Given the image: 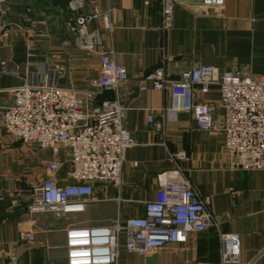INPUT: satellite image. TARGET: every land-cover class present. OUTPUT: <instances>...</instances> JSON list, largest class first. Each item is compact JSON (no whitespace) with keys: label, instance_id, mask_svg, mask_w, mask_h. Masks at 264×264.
I'll use <instances>...</instances> for the list:
<instances>
[{"label":"crops","instance_id":"1","mask_svg":"<svg viewBox=\"0 0 264 264\" xmlns=\"http://www.w3.org/2000/svg\"><path fill=\"white\" fill-rule=\"evenodd\" d=\"M69 1H12L36 27L21 24L0 36V61L7 60L15 72L0 71V113L13 104V89L28 83V74L36 68L64 66L62 73L55 72L57 86L77 90L81 96L95 90L92 82L101 75L99 55L90 58L67 52L65 56L48 23L54 13L63 14ZM91 5L110 11L112 28L103 32L102 49L113 51L115 60L128 69V80L120 84L116 98L125 108L124 124L136 144L126 152L121 186L109 181L95 183L94 201L84 212L64 219L47 213L30 215L28 205L34 186L47 175L48 160H64L52 177L59 184L72 182L67 177L69 151L63 148L55 155L51 149L26 144L0 129V264L65 263L67 226L108 224L117 218L124 221L143 215L145 201L157 196V175L175 167L185 172L202 196H211L210 210L219 222V231L210 227L190 232L185 242L148 255L126 254L125 259L141 264H220L219 233H237L241 264L253 260L264 264V172L232 169L223 131L199 129L169 88L154 90L148 79L160 67L168 78L178 79L182 70L198 63L217 66L220 72L240 69L249 75L264 74V0H225L214 7L177 0L175 25L166 32L161 28L160 0H88L85 9ZM29 42L35 46V67L27 65ZM95 92L93 99L85 100L88 111L100 106L96 95L102 91ZM196 99L212 104L214 118L222 126L219 87L212 86L206 94L196 89ZM150 114L154 124L148 122ZM179 152L185 157L178 158ZM230 188L238 191L236 197ZM22 232H34V239L22 238Z\"/></svg>","mask_w":264,"mask_h":264},{"label":"built area","instance_id":"2","mask_svg":"<svg viewBox=\"0 0 264 264\" xmlns=\"http://www.w3.org/2000/svg\"><path fill=\"white\" fill-rule=\"evenodd\" d=\"M7 0H0L1 6ZM198 1L204 7L222 6L225 0ZM177 0H161L162 30L174 27ZM88 0H70L62 13H67L65 26L77 38L79 46L98 54L101 75L92 82L95 90L81 96L54 83L55 72L64 66L37 69L28 74L29 81L13 89V104L0 113V129L29 145L51 149L58 155L69 151L71 168L67 177L72 182L59 184L52 173L59 171L64 160L53 158L45 163L46 177L36 184L28 212L51 214L71 219L94 201L95 183L113 182L121 186L122 168L128 148L135 138L124 124L125 108L116 98L103 102L94 111L85 109V100L93 99L96 90L112 89L117 94L128 80V69L118 63L113 51L102 49L103 30L111 29L110 11L96 5L86 10ZM2 21L0 19V25ZM28 56H34L32 43ZM0 71L13 75L7 60L0 61ZM154 90L169 88L180 108L191 113L201 130H222L225 149L232 169L264 172V74L249 75L240 69L220 72L217 66L198 63L184 69L178 79L167 77L163 67L148 75ZM218 86L221 93L223 125L213 115L210 103L196 99ZM148 122L154 124L152 114ZM158 128L161 123H155ZM178 158L185 153L179 152ZM137 165V162H131ZM159 189L154 200L145 201L141 216L119 218L108 224H70L66 227L65 264H141L123 260L126 254L148 255L169 244L185 242L190 232L210 227L219 231V222L210 210L212 198L202 196L180 167L157 175ZM233 196L238 191L230 188ZM32 237V234H28ZM220 264H241V240L237 233H219ZM125 258V257H124ZM254 260L247 264H254Z\"/></svg>","mask_w":264,"mask_h":264},{"label":"rangeland","instance_id":"3","mask_svg":"<svg viewBox=\"0 0 264 264\" xmlns=\"http://www.w3.org/2000/svg\"><path fill=\"white\" fill-rule=\"evenodd\" d=\"M12 1L13 0H7L1 6L0 19L2 21V23H1L2 25H0V36L8 35V31L11 28L12 29L14 28L13 30H17L19 28V26H21V24H23V25L26 24L27 27H31L32 29L36 27L35 26L36 24L34 25V23H35L34 20L27 17L26 15L24 16V14L22 15L21 13H19L17 11V9H18L17 4L18 3L16 5H12ZM160 3H161V0H160ZM161 10H162V6H161ZM53 15L54 16H52L48 20V23L52 24V29L51 28L50 29L53 31L56 38L58 39L59 50L63 52V53L62 52L61 53L66 56L67 52H70V54H72L73 52H76L77 54H84V55H86V57L91 58L94 55V53H91V52H88V51L82 49L78 44L77 38L75 36H73L68 31L67 27L65 26V20L67 17V13L65 12V14L63 13L62 15H57L56 13H54ZM63 16H64V18H63ZM174 25H175V23H174ZM104 30H103V32H104ZM166 31L167 30H165L164 32H166ZM33 34H34V31L32 30V36H33ZM102 36H103V33H102ZM53 47H55V46H53ZM26 50H27L26 51L27 52V65L35 67V62L33 60L34 57L36 56L34 44L32 43V51L35 54L34 56H32V57L28 56V45L26 46ZM46 69H51V68H46ZM32 72H37V68L34 69V71H32ZM60 77H61V75H60ZM220 95H221V93H220ZM31 202L29 203V205L31 204ZM29 205H28V209H29ZM28 234H32V237L28 236ZM21 236L24 239H31L32 240V239H34V232H22ZM66 258H67V252H66ZM123 260H125L124 257H123ZM65 262H66V260H65ZM63 264H65V263H63Z\"/></svg>","mask_w":264,"mask_h":264},{"label":"water","instance_id":"4","mask_svg":"<svg viewBox=\"0 0 264 264\" xmlns=\"http://www.w3.org/2000/svg\"><path fill=\"white\" fill-rule=\"evenodd\" d=\"M116 99V93L112 89H104L100 94L96 95V100L101 105L103 102H113Z\"/></svg>","mask_w":264,"mask_h":264}]
</instances>
